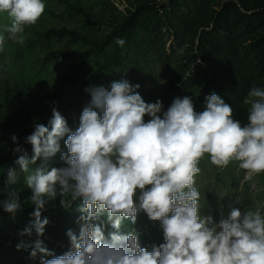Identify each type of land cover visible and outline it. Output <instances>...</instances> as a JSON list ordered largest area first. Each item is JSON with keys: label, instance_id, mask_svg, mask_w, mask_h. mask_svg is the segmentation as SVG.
<instances>
[{"label": "clouds", "instance_id": "clouds-1", "mask_svg": "<svg viewBox=\"0 0 264 264\" xmlns=\"http://www.w3.org/2000/svg\"><path fill=\"white\" fill-rule=\"evenodd\" d=\"M45 7L44 0H0V13L10 18L5 29L9 38L22 44L25 27L35 25ZM124 43L116 38L118 46ZM3 44L0 35V50ZM139 87L121 79L113 80L110 88H85L91 99L75 131L53 108L48 125L35 124L24 138L31 157L16 135L10 137L16 145L12 152L19 155L5 169L6 182L16 183L18 166L27 174L35 206L21 233L34 230L38 237L29 245L30 257L39 254L40 264H264V215L232 207L216 222L201 215V194L195 186L205 154L219 168L238 161L251 175L264 173V88L249 90L244 100L248 122L241 125L215 92L205 97L203 111L197 112L188 96L175 98L164 110L160 99L146 102ZM61 140L67 148L61 154L66 166L49 170L41 163L30 171L37 160L47 161L59 152ZM58 196L65 210L79 201L80 213L79 231H66L69 246L61 255L39 239L49 223L42 212ZM0 207L12 216L22 210L15 189ZM141 211L163 233V242L153 244L151 251L141 246L135 230L120 232L125 221L135 224ZM105 223L113 229L107 237Z\"/></svg>", "mask_w": 264, "mask_h": 264}, {"label": "trees", "instance_id": "trees-1", "mask_svg": "<svg viewBox=\"0 0 264 264\" xmlns=\"http://www.w3.org/2000/svg\"><path fill=\"white\" fill-rule=\"evenodd\" d=\"M52 1L58 3L62 11L56 12L48 6L45 10L59 22L49 21L44 30L34 31L36 37L30 35L31 40L18 48L17 53L37 45L41 67L55 59L64 60L67 70L60 78L59 88L41 93L37 85L27 79L0 73V201L15 189L22 206L15 216L0 207V264H40L39 254L36 258L29 255L32 250L29 245L38 238L35 231L31 235L21 234L32 221L35 207L30 198L32 192L25 182L27 174L16 166V183L6 182L5 169L14 166L19 155L13 154L16 145L10 137L16 135L20 146L31 157V145L24 143V138L32 133L35 124L48 125L53 108L75 131L80 115L74 97L82 95L91 85L88 80H114L111 66L135 74L141 62L151 56L172 72L158 97L164 110L175 98L188 96L195 110L203 111L205 97L215 92L232 107V118L241 125L248 122L249 105L244 104V100L249 90L253 86L264 88V0H99L102 7L98 11L83 0ZM6 27L0 25V35L4 36L0 68L11 40ZM116 38L124 39L122 47L116 44ZM52 42L64 45L52 47ZM91 62V72L84 75ZM67 90L73 92V98ZM66 152L61 140L60 151L47 161L37 160L30 171L41 163L49 170L65 167L61 154ZM198 166L200 173L210 172L213 179H217V166L211 164L208 154ZM59 199L58 196L50 201L42 212V218L47 217L49 223L44 235L39 237L56 255L68 249L66 231H79L77 218L80 215L76 210L79 201L65 210ZM104 230L106 237L113 231L106 223ZM131 230L139 233L141 246L149 251L153 244L163 242L159 223L150 221L142 211L135 224L125 221L120 232L126 234Z\"/></svg>", "mask_w": 264, "mask_h": 264}, {"label": "rangeland", "instance_id": "rangeland-1", "mask_svg": "<svg viewBox=\"0 0 264 264\" xmlns=\"http://www.w3.org/2000/svg\"><path fill=\"white\" fill-rule=\"evenodd\" d=\"M93 5L94 11L101 9L102 4L99 0H83ZM46 6L52 8L56 12L62 11L58 3L52 0H44ZM66 16V13H62ZM59 22L58 18L52 17L46 10L39 18L35 25L25 27L23 33V43L11 39L7 47V57L1 66L2 76H14L17 78L27 79L37 85L41 93L49 88H59L60 78L67 70L65 61L55 59L40 66V58L38 46L28 49L26 52L18 54L17 49L26 45L31 40L30 35L35 36L34 31L44 30L45 25L49 22ZM0 25L10 26V18L6 13H0ZM102 26L100 27V30ZM52 47H63V42H52ZM169 48V41L166 49ZM40 52V50H39ZM91 62L84 71L87 75L92 70ZM111 73L114 80L126 79L131 84H139L137 89L139 94L146 102H155L160 93L166 88L167 82L172 72L164 67L154 58L149 57L147 61H143L135 74L127 72L119 66H111ZM113 80H88L91 86H104L110 88ZM89 87V86H88ZM69 97L73 96V92H66ZM73 98V97H72ZM91 97L84 91L82 95L74 97L75 107L79 115L84 106L88 104ZM217 179H213L212 173H200L196 177V187L200 191L201 215H211L213 220L219 222L226 217L232 207H239L242 212L259 210L264 215V176L251 175L246 170L239 167L238 161H232L227 167H216ZM139 193H137V196Z\"/></svg>", "mask_w": 264, "mask_h": 264}]
</instances>
